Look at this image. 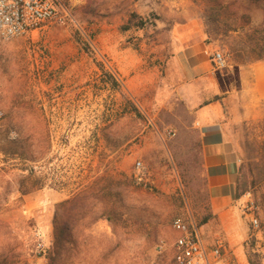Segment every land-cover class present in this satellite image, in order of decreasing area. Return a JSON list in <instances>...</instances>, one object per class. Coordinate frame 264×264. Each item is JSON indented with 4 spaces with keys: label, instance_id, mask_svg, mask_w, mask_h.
Segmentation results:
<instances>
[{
    "label": "rangeland",
    "instance_id": "rangeland-1",
    "mask_svg": "<svg viewBox=\"0 0 264 264\" xmlns=\"http://www.w3.org/2000/svg\"><path fill=\"white\" fill-rule=\"evenodd\" d=\"M172 12L198 19L206 44L226 60L218 73L227 84L236 86L240 69L264 61V0H73L65 25L0 38V146L27 127L49 137L41 140L47 151L27 164L38 187L23 197L13 194L0 217V253L5 250L13 264H48L55 206L93 184L124 178L133 195L115 231L104 219L89 227L75 220L56 264H176L178 234L171 223L178 217L199 229L205 245L215 236L224 240L213 229L198 136L186 109L177 107L173 121L164 111L145 114L133 101L140 115L124 114L121 95L100 83L99 70L77 43L120 82L113 62H161L163 51L154 45ZM132 14L142 29L124 30ZM230 127L244 192L242 250L245 258L258 253L264 264V119ZM137 162L141 182L134 178ZM19 163L10 161L17 164L12 174ZM209 216L213 230L200 225Z\"/></svg>",
    "mask_w": 264,
    "mask_h": 264
},
{
    "label": "crops",
    "instance_id": "crops-1",
    "mask_svg": "<svg viewBox=\"0 0 264 264\" xmlns=\"http://www.w3.org/2000/svg\"><path fill=\"white\" fill-rule=\"evenodd\" d=\"M181 14H167L170 24L161 28L162 38L154 45L157 52L163 51L161 62H135L131 57L113 63L126 92L145 114L164 111L175 121L176 108L186 109L198 136L215 226L204 227L224 238L225 260L247 264L242 250L247 230L243 199H236L239 166L230 124L264 119V61L240 69L236 86L227 84L213 68L212 50L198 19L181 20Z\"/></svg>",
    "mask_w": 264,
    "mask_h": 264
},
{
    "label": "trees",
    "instance_id": "trees-1",
    "mask_svg": "<svg viewBox=\"0 0 264 264\" xmlns=\"http://www.w3.org/2000/svg\"><path fill=\"white\" fill-rule=\"evenodd\" d=\"M143 26L144 23L141 18L136 14H132L129 19V24L124 30L130 28L142 29ZM77 43L89 55L99 70L100 83L121 95L126 104L123 113L135 114L138 117L140 115L138 109L133 100L127 98L123 84L118 82L100 64L96 57L91 55L86 44H83L79 40H77ZM16 133L17 138L14 140H6L0 146V153L3 156V166L0 167V217L8 206L9 199L13 194H18L20 197H23L38 187L40 180L37 178L33 168L27 164L37 162L45 151H47V148H44L41 142V140L45 141L49 139L45 130L27 127L18 129ZM16 159L20 161L19 173L12 174V168L17 164L14 166V164H10V161ZM123 180H108L103 182V184H93L78 192L74 197L58 203L55 206L52 219L53 244L47 258L48 264H56L66 245L70 242V226L75 220L83 224V226L89 227L99 219H104L109 223L111 229L115 231L116 221L120 216H126L130 208L125 201L130 195H133V186L128 180ZM243 195L244 192L240 191L237 179L236 199H240ZM209 220L210 216L204 218L200 225L207 224ZM2 227H5V224L0 218V228ZM246 261L248 264H262L258 253L247 254ZM0 264H13L12 259L7 256L5 250L0 253Z\"/></svg>",
    "mask_w": 264,
    "mask_h": 264
},
{
    "label": "built area",
    "instance_id": "built-area-1",
    "mask_svg": "<svg viewBox=\"0 0 264 264\" xmlns=\"http://www.w3.org/2000/svg\"><path fill=\"white\" fill-rule=\"evenodd\" d=\"M73 0H0V38L11 41L28 33L43 29L48 25H65L71 18ZM210 60L215 71L227 67L226 60L217 51H212ZM134 178L143 180V165L135 164ZM251 224L256 227L257 219L251 217ZM172 229L178 234L174 243V261L176 264H232L224 259L226 245L217 236L207 246L202 241L199 229L182 218H175ZM159 252L163 245L157 246Z\"/></svg>",
    "mask_w": 264,
    "mask_h": 264
}]
</instances>
